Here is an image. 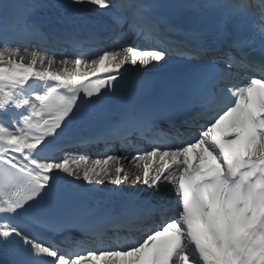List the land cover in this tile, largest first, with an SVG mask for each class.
I'll return each instance as SVG.
<instances>
[{
  "label": "snow or ice",
  "instance_id": "6c2138e0",
  "mask_svg": "<svg viewBox=\"0 0 264 264\" xmlns=\"http://www.w3.org/2000/svg\"><path fill=\"white\" fill-rule=\"evenodd\" d=\"M71 4L115 8L109 13L114 24L128 28L127 32L107 28L118 39L131 33L146 40L199 35L182 33L154 15L161 7L154 3L71 0ZM13 6L10 0H0V242L19 243L30 257L26 264H264V56L248 59L244 49L250 41L234 42L235 51L224 52L225 67L209 62L195 80L185 103L195 109L193 126L203 122L196 132L187 133V139L174 143L184 134L177 130L173 136L161 129V120L170 129L176 127L168 113L161 112L129 117L105 134L110 146L112 140L130 142L139 133L150 150L125 155L107 151L95 159L66 149L64 155H55L52 150L60 145L81 104L91 103L102 89L113 86L121 70H128L126 65L147 69L166 64L173 49L128 44L119 50L103 49L90 60H57L54 54L9 42L17 33L46 38L30 19L43 7L38 0H29L24 15L3 27ZM181 7L200 13L223 6L188 0ZM228 7L222 31L235 17L251 16L264 41V0H237ZM197 48L201 56L220 51L205 43ZM238 69H243V77L230 83ZM125 162L138 171L126 170ZM66 177L88 185L108 183L116 191L129 182L155 192L170 186L174 199L139 200L133 193L122 202L113 201L101 214H93L90 223L79 225L92 231L100 246L87 248L77 241L79 250L68 251L44 236L62 222L35 210L58 196ZM134 232L142 235L137 238Z\"/></svg>",
  "mask_w": 264,
  "mask_h": 264
},
{
  "label": "bare ground",
  "instance_id": "6f19581e",
  "mask_svg": "<svg viewBox=\"0 0 264 264\" xmlns=\"http://www.w3.org/2000/svg\"><path fill=\"white\" fill-rule=\"evenodd\" d=\"M48 5L50 6V10L49 11H44L42 12L44 15H48V16H53L55 14H60L63 16V18L65 20H67V22L69 20H78V21H85L87 19H90L91 15L89 14L90 12H100L103 13L104 9H98L96 6L93 5H72L71 4V0H45ZM10 2L14 5V6H18L20 3V0H10ZM57 4H63L64 7H57ZM43 11V10H42ZM126 31H128L127 28V24L124 25ZM130 41L131 44H135L136 46H145L148 45V40L145 39L144 35H139L137 36L135 33H131L129 34L127 39H121L120 41L113 43L111 45L106 46L104 49H114L118 43L122 42V41ZM13 46L17 45V43H11ZM22 47H25V45L23 44H19ZM32 49V48H30ZM116 50H119L120 48H115ZM35 50V49H33ZM40 50V49H38ZM42 51V50H41ZM46 52L49 55L54 54L57 57V60L62 59V58H76L78 56H84L83 59H92L95 58L94 54H102L101 51H92V52H86L84 54L81 55H75L72 52H68L66 50H62V51H56V52H52V51H43ZM71 55H75L76 57H73ZM172 61L170 58H167V63L166 64H170ZM163 64V65H166ZM57 69L60 67L59 64H57L55 66ZM126 69H128L127 71L121 70V75L123 74H128L131 73L134 68L131 65H126L125 66ZM136 68V66H135ZM87 120V118L84 116V114L82 112H77L76 116L73 118V120L71 121L69 127L65 130V132L62 134V136L60 137V140L65 139V138H70V136L77 134L79 132H82L85 130V121ZM201 123V121H196L195 125L193 126H184L183 128H181L180 130H178L179 132L183 133L184 135L182 137L179 138V140H177V142H174L176 144L180 143L181 139H187V133L191 132L194 133L197 131V126ZM177 131V130H176ZM175 131V132H176ZM175 132L171 133L172 135H175ZM66 141V140H65ZM134 144L137 145H127V146H123L120 147L119 145H116L114 147V150L112 151V153L117 154V155H125L127 153H135L138 149L140 148V143L138 146L137 142H133ZM128 144V143H127ZM150 148V145H149ZM92 150V149H90ZM78 154H83L88 156L90 159H95L97 158V155H93V154H86V153H82L79 152ZM64 155V154H62ZM102 158V157H101ZM142 163V162H141ZM125 169L128 171H138L137 169L134 168V166L130 163L125 162ZM62 175V174H61ZM76 179L73 177H68V179H63L61 180V185H67L70 187H62L64 190L74 194L75 196L86 200V201H90V202H97L99 203L101 206L104 207H108L113 201H118V202H122L126 199V197L129 194H136V196L139 198V200H144L146 199L148 196H154L155 199H159L161 196H164L165 199H173L174 196L169 192V188L170 186L167 187H162L161 190L159 192H155L153 189L148 188L144 185L138 184V188L136 189V185L137 184H133L132 182L123 184L120 186V191H116V186L114 185H109L107 186V188L110 190V193L106 194V195H101V194H97V193H92V192H88L86 190H78V189H74V181ZM70 182V183H69ZM105 186V185H103ZM111 186V187H110ZM116 191V192H115ZM154 219H156L157 221L159 220V217L156 216ZM138 234H140V232H137ZM136 234V233H135Z\"/></svg>",
  "mask_w": 264,
  "mask_h": 264
},
{
  "label": "rangeland",
  "instance_id": "374dc122",
  "mask_svg": "<svg viewBox=\"0 0 264 264\" xmlns=\"http://www.w3.org/2000/svg\"><path fill=\"white\" fill-rule=\"evenodd\" d=\"M128 44H131L130 43V41L128 40H126V41H122V42H120V43H118L117 45H115L116 47L115 48H121V47H124V46H127ZM114 48V49H115ZM55 54V53H54ZM53 55V54H52ZM71 56H73V57H76L75 55H71ZM84 56H78V57H76V58H83ZM95 57V56H94ZM198 129V128H197ZM148 150H150V148H148ZM78 154V153H77ZM103 185H105V186H109L110 184H108V183H104ZM138 184L136 185V189L138 188ZM111 187V186H110Z\"/></svg>",
  "mask_w": 264,
  "mask_h": 264
}]
</instances>
